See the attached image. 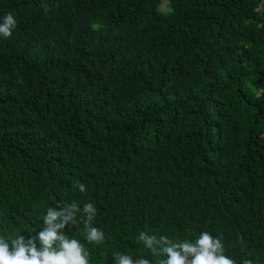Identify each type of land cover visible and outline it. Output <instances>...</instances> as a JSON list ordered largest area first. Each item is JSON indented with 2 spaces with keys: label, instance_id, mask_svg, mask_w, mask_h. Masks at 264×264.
Instances as JSON below:
<instances>
[{
  "label": "trees",
  "instance_id": "obj_1",
  "mask_svg": "<svg viewBox=\"0 0 264 264\" xmlns=\"http://www.w3.org/2000/svg\"><path fill=\"white\" fill-rule=\"evenodd\" d=\"M9 13L0 236L35 239L75 202L66 234L90 264H159L141 231H207L237 264H264V0H0V23Z\"/></svg>",
  "mask_w": 264,
  "mask_h": 264
},
{
  "label": "clouds",
  "instance_id": "obj_2",
  "mask_svg": "<svg viewBox=\"0 0 264 264\" xmlns=\"http://www.w3.org/2000/svg\"><path fill=\"white\" fill-rule=\"evenodd\" d=\"M16 23L12 14H7L0 23V35L10 37ZM76 186L81 192L86 191L84 184ZM96 211L93 204L86 203L83 206L86 219L82 222L87 242L99 245L105 241V234L92 226ZM80 212L81 208L75 202L49 208L35 239L20 235L8 241L0 236V264H90V252L85 245L66 234V230L76 223ZM137 239L154 256L166 257L159 264H237L225 254L222 240L207 231L200 233L195 240L173 242L167 237L157 238L144 231L138 233ZM113 259L115 264H152L147 258L134 260L132 256L119 252L113 254ZM242 264H252V261L245 259Z\"/></svg>",
  "mask_w": 264,
  "mask_h": 264
}]
</instances>
